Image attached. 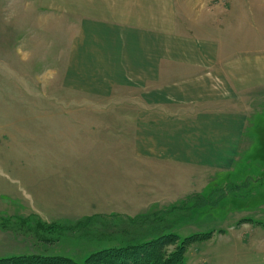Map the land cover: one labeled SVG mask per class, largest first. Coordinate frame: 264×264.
I'll return each instance as SVG.
<instances>
[{"label": "rangeland", "instance_id": "374dc122", "mask_svg": "<svg viewBox=\"0 0 264 264\" xmlns=\"http://www.w3.org/2000/svg\"><path fill=\"white\" fill-rule=\"evenodd\" d=\"M172 1L179 26L204 33L245 18L234 14L243 7L252 23L240 35L245 47L233 49L264 59V0ZM53 2L0 0V259L96 264L98 255L122 250L123 235L141 230L118 217L152 211L177 234L162 257L179 247L185 264H238L256 256L264 240V78L248 90L253 117L235 167L144 170L133 154L134 97L65 87L75 17L63 13V0ZM203 196H211L207 208L183 211L201 206ZM173 206L182 209L170 212ZM110 212L118 214L106 220ZM180 213L189 219L176 221Z\"/></svg>", "mask_w": 264, "mask_h": 264}, {"label": "crops", "instance_id": "0c3cea01", "mask_svg": "<svg viewBox=\"0 0 264 264\" xmlns=\"http://www.w3.org/2000/svg\"><path fill=\"white\" fill-rule=\"evenodd\" d=\"M63 6L75 17L64 85L100 98L134 97L133 154L144 170L205 173L237 165L253 117L248 90L264 78L263 58L233 49L245 47L240 35L252 23L243 7L234 14L245 18L204 33L179 26L172 0H63ZM240 259L264 264V240L256 256Z\"/></svg>", "mask_w": 264, "mask_h": 264}, {"label": "trees", "instance_id": "16d2710c", "mask_svg": "<svg viewBox=\"0 0 264 264\" xmlns=\"http://www.w3.org/2000/svg\"><path fill=\"white\" fill-rule=\"evenodd\" d=\"M202 204L194 202L193 205L183 207V211H187L188 213H192V210L198 208L208 207V204L211 203V196H203ZM177 206H173L169 208L170 212L176 210ZM179 209H182L179 206ZM178 209V210H179ZM177 210V211H178ZM159 212L152 211L145 215H139L134 218H121L118 217V220H123L128 224L139 226L138 229L135 230V236L123 235L126 236L123 239H126L123 244L120 245L122 250H118L120 252H110V253H102L98 255L93 260L96 264H185L183 247H179L176 250H173L171 253H168L167 257H162L161 255L164 250L162 248L167 246V243L170 244L173 240H176L177 234L174 232V227L171 224L164 225L163 217H158ZM116 216L105 217L106 220L115 218ZM186 214H181L176 216L175 220H183L188 218ZM97 217H94V220ZM108 218V219H107ZM189 219V218H188ZM188 219H185L186 221ZM92 218H87L85 221H91ZM103 220V219H101ZM96 221V220H95ZM161 223V224H160ZM160 226L157 227V225ZM151 225V226H150ZM164 225V226H162ZM162 226V227H161ZM150 230H149V228ZM146 229L145 231H143ZM154 230V231H151ZM140 231V232H139ZM128 231H126L125 234ZM111 237V236H110ZM122 237V236H121ZM126 243V244H125ZM127 245V246H124ZM123 245V246H122ZM149 248L153 249V251H149ZM124 249V250H123ZM139 250H143V254H140L143 258H135V252ZM134 255V256H133ZM66 258H42V257H12V258H2L0 259V264H66Z\"/></svg>", "mask_w": 264, "mask_h": 264}]
</instances>
